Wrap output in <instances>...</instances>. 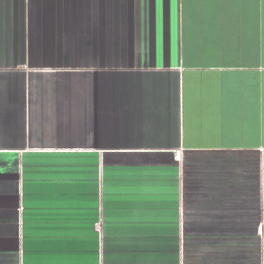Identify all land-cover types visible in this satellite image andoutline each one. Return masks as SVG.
<instances>
[{"label":"crops","instance_id":"crops-1","mask_svg":"<svg viewBox=\"0 0 264 264\" xmlns=\"http://www.w3.org/2000/svg\"><path fill=\"white\" fill-rule=\"evenodd\" d=\"M0 264H264V0H0Z\"/></svg>","mask_w":264,"mask_h":264}]
</instances>
